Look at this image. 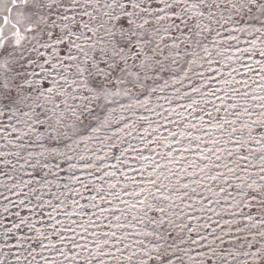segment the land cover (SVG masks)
<instances>
[{"label": "snow or ice", "instance_id": "snow-or-ice-1", "mask_svg": "<svg viewBox=\"0 0 264 264\" xmlns=\"http://www.w3.org/2000/svg\"><path fill=\"white\" fill-rule=\"evenodd\" d=\"M0 264H264V0H0Z\"/></svg>", "mask_w": 264, "mask_h": 264}]
</instances>
